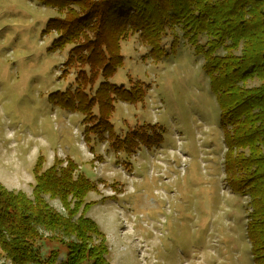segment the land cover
<instances>
[{"label":"rangeland","instance_id":"1","mask_svg":"<svg viewBox=\"0 0 264 264\" xmlns=\"http://www.w3.org/2000/svg\"><path fill=\"white\" fill-rule=\"evenodd\" d=\"M54 16L30 0H0V184L31 198L37 157L44 158L42 170L70 158L96 185L85 197L86 216L103 233L110 264H253L245 231L249 198L224 182L219 109L203 59L183 39L159 61L138 36L121 42L123 67L110 82L148 89L141 104L115 102L114 130L122 136L157 124L164 139L130 157L114 154L95 138L85 144L80 115L47 103L48 94L73 88L75 78L73 71L60 76L68 48L48 53L55 36L41 37ZM44 199L64 213L57 199ZM56 247L42 241L41 254ZM0 264L10 262L0 255Z\"/></svg>","mask_w":264,"mask_h":264},{"label":"trees","instance_id":"2","mask_svg":"<svg viewBox=\"0 0 264 264\" xmlns=\"http://www.w3.org/2000/svg\"><path fill=\"white\" fill-rule=\"evenodd\" d=\"M30 1L55 10L41 37L55 36L48 53L68 48L61 78L75 74L73 88L48 94L47 103L82 117L87 145L95 138L112 153L130 157L164 139L157 124L122 136L114 130L115 102L141 104L148 89L139 82L129 87L110 82L123 67L121 42L138 36L148 57L159 61L173 56L183 39L203 59L201 69L219 109L224 182L232 193L249 198L246 237L253 264H264V0ZM252 81L258 85L246 86ZM43 163L38 156L31 198L0 184V255L10 264H110L105 237L86 216L85 197L96 185L70 158L55 159L46 170ZM46 195L57 199L64 213L50 207ZM42 241L58 247L43 256Z\"/></svg>","mask_w":264,"mask_h":264}]
</instances>
